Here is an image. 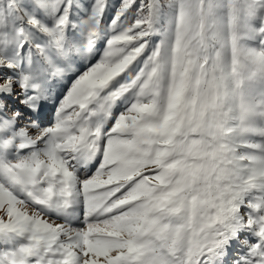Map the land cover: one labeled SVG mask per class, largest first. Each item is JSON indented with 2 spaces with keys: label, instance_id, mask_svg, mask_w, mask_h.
Returning <instances> with one entry per match:
<instances>
[{
  "label": "snow or ice",
  "instance_id": "snow-or-ice-1",
  "mask_svg": "<svg viewBox=\"0 0 264 264\" xmlns=\"http://www.w3.org/2000/svg\"><path fill=\"white\" fill-rule=\"evenodd\" d=\"M0 264H264V0H0Z\"/></svg>",
  "mask_w": 264,
  "mask_h": 264
},
{
  "label": "trees",
  "instance_id": "trees-1",
  "mask_svg": "<svg viewBox=\"0 0 264 264\" xmlns=\"http://www.w3.org/2000/svg\"><path fill=\"white\" fill-rule=\"evenodd\" d=\"M110 2H115V0H110ZM138 2H139V0H138Z\"/></svg>",
  "mask_w": 264,
  "mask_h": 264
}]
</instances>
